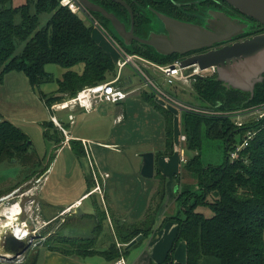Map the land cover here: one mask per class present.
<instances>
[{"label":"trees","instance_id":"1","mask_svg":"<svg viewBox=\"0 0 264 264\" xmlns=\"http://www.w3.org/2000/svg\"><path fill=\"white\" fill-rule=\"evenodd\" d=\"M11 0H0V82L9 71H22L32 86L47 81L51 75L44 69L46 63H54L66 69L57 79V90L41 97L47 106L59 102L64 96L72 97L85 86L108 79L114 72L113 57L105 51L92 35L93 25H87L77 14L60 3V0H25L17 6H6ZM49 12L46 22L40 26V15ZM92 16L102 17L90 12ZM25 40L15 54L16 42ZM129 52L140 53L158 63H171L182 56L174 53L161 55L146 47H126ZM83 64L79 73L73 66ZM200 104L198 107L212 110L200 114L187 112L183 115L182 129L186 135V147L196 151L185 163L195 178L196 188L187 186L178 195L191 199L183 202V217L172 216L177 222L175 239L160 264H264V119L260 122H244L234 125L232 119L223 116L224 111H238L264 103V71L262 80L254 85L253 94L228 87L217 79L216 73L196 76L192 83ZM58 93V95L56 94ZM143 98L152 99L144 92ZM162 116L165 147L160 152L172 151V113L156 106ZM54 123L43 124V135L60 144L62 139L50 132ZM252 131L247 138L245 133ZM202 132L209 138L223 143V160L218 165H204L199 151ZM29 137L7 119L0 120V162L21 159L34 165L27 153ZM240 144L236 157L229 152ZM71 148L83 152L81 142L70 140ZM197 206L207 207L211 215L197 211ZM148 212L140 222L127 224L118 221L114 227L115 240L108 248L97 251L96 234L101 229L102 217L97 215L92 226L94 236H69L57 233V247L45 244L49 250L66 255L85 257L100 253L107 259H117L128 249L124 245L137 235L148 234L154 218ZM153 213V212H152ZM104 218V217H103ZM178 239L185 241L186 260L173 262L171 254ZM138 242V241H137ZM62 245V244H61Z\"/></svg>","mask_w":264,"mask_h":264},{"label":"rangeland","instance_id":"2","mask_svg":"<svg viewBox=\"0 0 264 264\" xmlns=\"http://www.w3.org/2000/svg\"><path fill=\"white\" fill-rule=\"evenodd\" d=\"M24 2L25 0H11L6 6H17ZM49 15V12L40 15V26L46 22ZM79 15L87 25H93L88 16L81 13ZM90 15L94 19H98L92 14ZM92 29L96 42L105 51L115 56L112 46L97 27L93 25ZM24 43L25 40L16 42L15 54L21 51ZM82 68L83 64L72 67V69L79 72L82 71ZM44 69L51 75V78L38 86H32L22 71L7 72L0 82V120H9L27 134L28 140L31 141L27 153L33 157L35 162L34 165H28L22 162L21 159L0 162V236H2L0 241H3V236L9 234L2 227L6 222V215L2 213L5 212L4 210L10 209L14 204L19 205L21 211L19 216L23 220L21 222H25L26 230L31 235L29 237V247L24 254L12 261L0 258V264H31L35 259L36 253L39 250H45V244L67 247V244L61 243V245L57 241L56 235L60 232L69 236L82 235L92 238L94 236L92 226L96 221V217L78 221L77 216L72 212H69L72 213L71 216L63 215L64 213H62L56 216V218L58 217L57 219H53V216L57 215L59 210L70 202L80 198L92 186L88 184L87 180L93 179L95 183H99L100 185L95 184L96 188H100V191H102L100 181L102 182L105 179L107 182V174L102 173L103 177L100 176L98 171L101 172V170L111 174L108 181L112 180L115 189L109 187V190H117L127 204L134 202V207L136 208L142 197H145L147 205L145 210L147 213L150 212V218H154V214L162 204L165 205V210H168L171 214H178V216L182 217L181 206H183L184 201H186L187 205L190 204L191 199L186 198L185 200L178 196L182 188L181 186L178 187V180L174 183V175L163 178L158 183H156L155 177L147 180L143 178L142 188H140V183H138L135 176L136 174L139 176V172L133 173L140 170L142 154L144 153L143 147L145 145H149V147L155 146L157 148L155 150L163 149V147L160 148L158 145V141H162L164 138L162 126H159L161 124L159 123V120L161 122V114L160 112L158 113L157 107L155 109L154 106H160L163 110H166L167 107L152 99H150L151 102L142 98L138 105L136 103L133 106L135 108L133 112L136 114L132 120L115 126L113 125V119L118 113V106L101 102L95 112L72 111L74 118L68 125L67 115L69 111H51L52 109L44 103L41 97L42 93L49 96L57 90V77H60L63 71L62 67L54 63H46ZM192 83L193 80H189L183 86L172 87V90L187 99L188 103L200 104ZM138 93V90L137 92L135 91L136 96H138ZM124 105L125 103L119 106L121 107L120 114H123V118L125 114L123 112ZM256 105L259 106H255L252 112L248 108L247 114L240 116L245 122L258 123L264 119L263 116L261 119L254 120L256 116L252 113L262 109L264 111V103ZM148 111H152L153 115L151 114L150 116ZM51 114L55 115L64 124L66 123L67 129L72 135L88 138L84 147L86 154L73 151L69 143L59 145L55 144L53 140L45 138L43 135V124L45 121L51 120ZM50 132H56L57 137L62 139V141L65 139V134L58 126H51ZM132 132L136 134L141 132L144 135H139L137 138L139 141L126 142L127 139L133 136L131 135ZM247 132L251 135L252 131ZM200 139V148L197 151H199L203 164H220L223 160L222 141L209 138L204 132H202ZM110 143H116L115 147L118 148L110 146ZM183 149L184 155L187 157L193 156L194 150L187 147ZM91 157L94 160L93 162ZM95 164L97 167H95ZM181 168H183L182 178L179 180L188 186L187 184H191L195 179L186 168L183 166ZM146 183H150L151 190H147L148 186H145ZM158 184H160V187L155 188ZM89 193V195L87 194V196L85 195L81 198L80 207L84 213H93L94 204L97 205L93 200L100 202L98 194L93 191ZM196 210L206 216L211 215L210 210L205 206H197ZM104 224V232H102L96 244L97 249L105 248L107 243L112 240L110 230ZM177 241L175 242L176 245L177 243H182L181 239ZM104 242L107 243L105 244ZM176 245H174L173 251ZM174 254L173 252V258Z\"/></svg>","mask_w":264,"mask_h":264},{"label":"crops","instance_id":"3","mask_svg":"<svg viewBox=\"0 0 264 264\" xmlns=\"http://www.w3.org/2000/svg\"><path fill=\"white\" fill-rule=\"evenodd\" d=\"M92 35H93V33H92ZM93 37H94V35H93ZM112 57H113V61H114L115 70H114L113 74L106 80L112 79L116 74V65H115V59L116 58L113 54H112ZM126 68L127 67H125L122 70L124 79L120 82L121 83L120 86L125 91L128 92L127 96L124 99H122L116 103L107 102V101H103V100L102 101L97 100L94 103L93 107H91L89 109L84 108V107L79 106V105H68L67 107L65 106L64 108H61V107H59V104L62 102H66L68 100V98H71V97L64 96V98H62L61 101L53 103L50 106V108L52 109L51 111L68 110L69 113L67 115V120H68L67 124L70 125V123L73 121V118H74L72 111L83 110L87 113L95 112L98 108V105L101 102H104V103H109V104H113L115 106H118V108H117L118 113H116L115 118L113 119V125L116 126L119 124L128 123L129 121L132 120V118L136 114L135 112H133V111H135V108H133V106L136 103L138 105L141 102L144 92L147 93L149 96H151V95L143 87H141L137 77L135 75H133V73L128 68L127 69ZM62 70L63 71L61 72L60 77H57V79L61 78L63 72L66 71V69H64V68H62ZM77 72H79V71H77ZM125 77H127L128 79ZM106 80H104V81H106ZM177 85L183 86L185 84L176 82L173 86H167L166 89L169 92H171L172 94H174L175 96L179 97L181 100L187 101V99H185V98L179 96L178 94H176L175 92H173L172 87L177 86ZM137 90L139 91L138 96H136V94H135V91L137 92ZM55 92L56 91H54V93ZM56 94L58 95V93H56ZM151 98H152V100L156 101L152 96H151ZM151 102H150V104H151ZM124 103H125V105L123 106V108H124L123 112L125 114H124V118H123V114H120L121 107H119V106L123 105ZM154 107L156 109V106H154ZM127 108H128V110H127ZM156 110L158 111V113L160 112L158 108ZM166 110H169L172 113V124H173V131H174V133L172 134V143H171L172 144V146H171L172 151L169 153L160 152L161 149L155 150V149H157V148H155V146L149 147V145H145L143 147V150H144V152L152 151L154 154V171H153L152 177L156 178V180H157L156 183H158V181L160 182L163 178L174 175L173 176V177H175L174 183L176 182V180H178L179 181L178 187L181 186L182 190H184V188H186L187 186L185 184H183L182 181L179 180L182 178L183 168H181V167L185 166V163L187 162V160L190 157H187L186 155H184V152H183L184 151L183 148L186 147V144H185L186 142H184V141H187V138L184 141L183 140L181 141L179 138V135L185 134L183 132V129H182L183 115L185 113L179 114L170 108H167ZM151 112L148 111V114H150V116H151V114L153 115V113H151ZM160 114H161V112H160ZM70 116H71V118H70ZM53 117L56 118L60 127H62L64 129V132H63L62 128H60L58 125H56L55 122L52 120ZM51 120L54 123V125L56 127L58 126L60 128V130L65 134V139L63 141H61L62 143L59 145H63L65 143L70 144V140L75 139V140H78L81 142V146L83 149V152H81V154H86L84 147H85V144H87L86 142L88 141L87 140L88 138H86L85 136L72 135L71 132L66 127L67 124L66 123L64 124L62 121H60L53 114H51ZM161 122H162V116H161ZM161 122L159 120V123H161ZM175 123H176V126H175ZM145 124H147V123H145ZM159 126L161 127L162 123ZM141 134L144 135L141 132L138 134H136L135 132H132L131 135H133V136L130 139H127L126 142L127 141H139L137 138L139 137V135L141 136ZM165 142L166 141H164V138L162 141H158L159 147L160 148L165 147V144H166ZM105 145H108V144H105ZM115 145H116V143H110V146H112L114 148H118V147H115ZM70 147H71V145H70ZM194 153H196V151H194ZM140 156H141V154H140ZM183 158H184V160H182ZM93 161L94 160L92 158V162ZM141 164H140V168H141ZM95 167H97L96 164H95ZM138 172H139V176L137 174L135 176H136V179L138 180V183H140V188H142L141 183L143 182L142 181L143 178L147 180V179H150L152 177L145 178V177L141 176L140 170L135 171L133 173L135 174ZM98 173H100V176H102V177H103L102 173L107 174L106 175L107 182L105 181V179H103L102 182L100 181V183L102 184L101 186H102L103 192L100 191V188H96L97 186L95 184L100 185L99 183H97V182L95 183L93 181V179L89 180V181L87 180V182H89L88 184L92 185V186L90 188H88V190H86L80 198H76L75 200L70 202L67 206H65L63 209H60L58 214L53 216V219H55L56 216H58L62 213H64L63 215L71 216L72 213H69V212H73L74 207L76 205H78V204L81 205L80 202H81L82 197H84L85 195L87 196V194L89 195L90 194L89 192H91V191L98 194L100 196V202L93 200V202L97 204V205L94 204L93 213H91L90 211H89L90 213H84L83 212L81 215L77 216V218H78V221H83V220H85V218L86 219L87 218L88 219L95 218V217L97 218L98 214L102 217L101 229L96 234V244H97L98 239L101 237L102 232H104V229H103L104 223H105L104 226H106V228H108L110 230L112 240L108 243L106 242L107 245L105 246V248H102V249H97V246L95 244L94 249H96L97 251H101V250L108 248L109 245L111 244V242L113 240H115V235H114L115 224H117L118 221L125 222L127 224H132L134 222L135 223L140 222L147 214V211L145 210V208H147L146 207L147 205L145 203V197H142V200L138 203V207H136V208L134 207V202L132 204H130V203L127 204L125 202V199L123 198V196H120L118 194L117 190H114V191L109 190V187L112 189H115L112 180L108 181V178L111 176V174H109V172L103 171V170H101V172L98 171ZM144 182H148V181H144ZM192 183L195 184L196 181H194ZM192 183L187 184V185L188 186L191 185V187H193L194 184H192ZM145 186H148V188H147L148 191L151 190L150 189V187H151L150 183H146ZM159 187H160V184H158L155 188H159ZM194 188H196V186H194ZM62 210H63V212H62ZM20 213H21V211H20ZM20 213H18L15 216V218L12 219L13 220L12 224L13 223L14 224L15 223L16 224L22 223L21 221H23V220L20 219V216H19ZM169 214H171V212H169L168 210H165V205L162 204V206L159 207L157 209L156 213L154 214L153 224L151 225V228H150L148 234H146L144 237H142V234H140L141 237H140V239L137 240L138 242L136 241L132 246H130L128 248H125V246H126V244H125L124 248L128 249L127 252L124 253L121 257H119L117 259H114V260L107 259L103 255H101L100 253H94V254H91V255H88L85 257H79V256H75V255H66V254H63L59 251L49 250V249L45 248V250H39L36 253L35 259L33 260V262L31 264H115V261L118 259H122L124 261V264H160L165 259V256L170 249V245H171V243H173V241L175 239L176 230H177V226H178L175 219L171 218L172 216H176L178 214H176V215H174V214L169 215ZM176 242H178V241H176ZM133 246H135V247H133ZM131 247H133V248H131ZM173 252L175 253L174 258H173ZM173 252H172V256H171L173 262H179V263L185 262V260H186L185 241L182 240V243H177L176 248L174 249Z\"/></svg>","mask_w":264,"mask_h":264},{"label":"water","instance_id":"4","mask_svg":"<svg viewBox=\"0 0 264 264\" xmlns=\"http://www.w3.org/2000/svg\"><path fill=\"white\" fill-rule=\"evenodd\" d=\"M75 1L88 13L91 11L99 12L101 16L110 21L114 32L121 39H125L124 24L120 27V20L114 13L89 0ZM225 1L241 13L264 25V0ZM155 13L161 19L167 34L157 35L156 39L152 38L151 40L136 37L139 41L150 44L158 54L171 55L176 53L182 56L180 59L181 66L197 65L199 69L214 66L217 79L226 86L241 89L249 92L250 95L253 94L254 85L262 80V72L264 71V32L213 48L215 43L231 40V36L237 33L241 24L223 20V23L217 25L211 24L208 27H201L198 24L183 22L162 13ZM202 49L207 50L202 51ZM183 102L191 105L188 102ZM27 143L31 144V141L28 140ZM153 171L154 154L152 151L144 152L140 174L145 178H150L153 176ZM72 213L79 216L83 210L78 204ZM3 228L9 234L3 236V241H0V258L8 261L16 260L28 249L31 235L27 232L29 236L17 237L10 227L4 225ZM140 237V234L137 235L126 244L125 248L132 246ZM1 238L2 236H0Z\"/></svg>","mask_w":264,"mask_h":264},{"label":"built area","instance_id":"5","mask_svg":"<svg viewBox=\"0 0 264 264\" xmlns=\"http://www.w3.org/2000/svg\"><path fill=\"white\" fill-rule=\"evenodd\" d=\"M60 3L64 6H67L77 14L81 13L85 16H88L92 21V24L97 27L105 39L110 43L115 52L114 54L116 58V74L112 79L85 86L79 90L75 96L68 98L66 102L60 103L59 105L61 108H64L65 106L67 107L68 105H79L89 109L93 107L97 100L116 103L124 99L128 92L120 86V82L124 79L122 70L127 67L133 73V75L137 77L141 87H143L158 103L163 104L167 108L173 109L179 114L197 112L200 114L209 115L212 113V110L195 106L197 104L190 102L189 103L191 105L185 104L183 102L184 100H181L179 97L169 92L166 87L173 86L176 82L186 84L189 82V80L194 81L196 76H210L216 73V68L214 66H209L205 69H199L197 65L181 66L180 59H176L171 63L161 64L140 53L129 52L124 49L117 41L113 40L109 36L108 32L100 25V23L91 17L90 13L83 10L75 0H60ZM255 106L259 105H254L247 108L245 107L234 112L224 111L221 114L223 116L230 117L234 122V125L240 127L245 122V120L240 116H245L247 114L248 108L251 109L252 112ZM252 114L256 116L254 120H258L264 116V111L262 109ZM52 120L60 127L55 117H53ZM62 130L64 132L63 128ZM245 135L247 138L243 139V144H246L245 141L250 137V133L246 132ZM179 138L181 141H184L186 139V135L181 134L179 135ZM240 147V144L234 146L229 152V157H236ZM182 160H184V158ZM115 264H124V261L122 259H118L115 261Z\"/></svg>","mask_w":264,"mask_h":264},{"label":"flooded vegetation","instance_id":"6","mask_svg":"<svg viewBox=\"0 0 264 264\" xmlns=\"http://www.w3.org/2000/svg\"><path fill=\"white\" fill-rule=\"evenodd\" d=\"M89 1L114 13L120 20V27L124 24L126 33H122L124 34L125 39H121L114 32L109 20L103 16L96 17L98 18L97 20L100 25L108 32L109 36L126 50V47H146L153 49L150 44L139 41L136 37L151 40L152 38L156 39L157 35L167 34L161 19L155 12L168 15L183 22L198 24L201 27H208L211 24L217 25L218 23H223V20H230L241 24V28L237 30V33L231 36V40L215 43L212 46L213 48L220 47L224 44H230L233 41L243 40L252 37L255 34L264 32V25L241 13L225 0ZM94 13L99 14V12ZM204 50L207 49H202V51Z\"/></svg>","mask_w":264,"mask_h":264},{"label":"bare ground","instance_id":"7","mask_svg":"<svg viewBox=\"0 0 264 264\" xmlns=\"http://www.w3.org/2000/svg\"><path fill=\"white\" fill-rule=\"evenodd\" d=\"M59 107H60V105H59ZM4 211L5 212L2 213L3 215H6V222H5L4 225L10 227L12 229V231L17 235V237L23 238L24 236H26L28 230H26L27 229V226H26L25 222H22L21 224L20 223L19 224H16V223L15 224L14 223L12 224V221H13L12 219H14L15 216L18 213H20V207H19V205L18 204H14L10 209L4 210ZM2 225H3V223H2Z\"/></svg>","mask_w":264,"mask_h":264}]
</instances>
